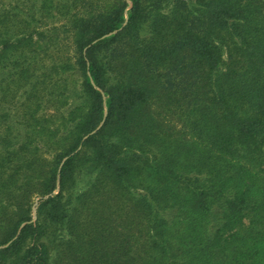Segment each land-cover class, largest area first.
I'll return each instance as SVG.
<instances>
[{
  "label": "trees",
  "instance_id": "1",
  "mask_svg": "<svg viewBox=\"0 0 264 264\" xmlns=\"http://www.w3.org/2000/svg\"><path fill=\"white\" fill-rule=\"evenodd\" d=\"M0 264H264V0H0Z\"/></svg>",
  "mask_w": 264,
  "mask_h": 264
},
{
  "label": "rangeland",
  "instance_id": "2",
  "mask_svg": "<svg viewBox=\"0 0 264 264\" xmlns=\"http://www.w3.org/2000/svg\"><path fill=\"white\" fill-rule=\"evenodd\" d=\"M244 223H245V225H247L249 223V218L248 217L244 220Z\"/></svg>",
  "mask_w": 264,
  "mask_h": 264
}]
</instances>
